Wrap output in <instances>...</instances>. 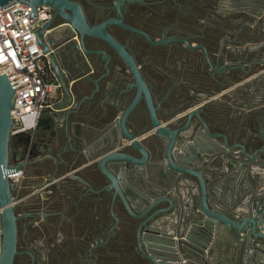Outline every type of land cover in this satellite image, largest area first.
Wrapping results in <instances>:
<instances>
[{"label":"water","instance_id":"obj_1","mask_svg":"<svg viewBox=\"0 0 264 264\" xmlns=\"http://www.w3.org/2000/svg\"><path fill=\"white\" fill-rule=\"evenodd\" d=\"M12 1L31 6L34 16H37L36 1L71 7L75 12L73 15L58 10L74 30L103 38L118 59L120 70L127 72L131 78L121 91L124 96L132 94L128 103L113 105L109 118V122L118 128L124 142L117 141L112 147L88 156L91 162L89 166L95 165L105 179L102 189L111 193L110 212L114 219L111 230L120 223L114 212L115 202L120 201L128 215L124 221L125 228L134 229L136 249L150 264H200V255L207 257L202 264H210L213 255H207L206 252L209 249L216 251L226 237L233 242V246L250 254L253 264H264V201L253 203L245 211H238L234 215L219 211L209 204L210 193L203 173L204 162L222 150L239 148L242 155L251 158L245 146L240 142L229 144L224 133L212 131L201 118L197 105L187 114L183 124L172 128L161 123L146 78L125 47L105 31L107 22L90 27L77 7L62 0H0V7ZM38 40L48 52L64 95L55 108L65 109V118L68 119L81 109L87 92L98 90L99 79L84 72L80 62L74 58V51L82 57L89 54L83 44L63 49L69 62L74 60L76 64L66 65L60 54L62 47L51 51L49 44L42 42L39 37ZM99 55L104 70L101 76H108L111 59L105 52L101 51ZM14 91L6 74L0 73V264H14L15 257L21 253L18 250V221L30 214L17 211L13 201L16 185L10 183L8 178V173L32 163L30 156L35 145L29 133L10 134L14 123L11 115ZM141 101L145 103L150 117V128L141 130L144 134L142 139L129 128L131 116ZM72 104L75 107H70ZM106 115L107 111L103 110L101 118L105 119ZM188 130L193 131L189 133ZM147 141L151 143L150 148L146 145ZM151 149L162 150L166 170L164 183L169 184V189L146 190L134 181L154 160ZM192 185L197 188L194 195L188 192ZM161 203L166 205L160 208Z\"/></svg>","mask_w":264,"mask_h":264},{"label":"flooded vegetation","instance_id":"obj_2","mask_svg":"<svg viewBox=\"0 0 264 264\" xmlns=\"http://www.w3.org/2000/svg\"><path fill=\"white\" fill-rule=\"evenodd\" d=\"M62 1L77 7L90 27L107 22L105 31L125 47L146 78L154 95L158 120L172 128L183 124L196 105L209 127L212 119L222 120L224 100L221 98H226V90L231 87L237 90L243 79L264 67V43L259 41L258 32V14L264 9V0ZM34 5L35 9L40 7L45 12L37 37L49 44L51 51L62 47L60 54L64 63H68L69 57L64 56L63 49L83 44L89 53L85 67L80 63L84 72L99 67L101 51L111 59L109 68L112 69L115 54L110 45L97 35L74 30L58 10L73 15L71 7L38 1ZM74 54L79 55L76 51ZM106 111L105 120H109L112 109ZM130 120L141 128H150L143 101ZM81 161L82 156L78 155L74 165ZM25 212L28 211L22 209L19 213ZM21 225L27 234L34 231L28 216L18 221L19 229ZM127 242L123 234L113 231L94 238L69 239L55 232L47 236L45 247L37 246L38 250L24 242L14 264L19 258H23L24 264L48 259L49 264H131L133 257ZM19 243L20 239L18 246Z\"/></svg>","mask_w":264,"mask_h":264},{"label":"crops","instance_id":"obj_3","mask_svg":"<svg viewBox=\"0 0 264 264\" xmlns=\"http://www.w3.org/2000/svg\"><path fill=\"white\" fill-rule=\"evenodd\" d=\"M258 21L259 41L264 43V9L258 14ZM74 58L84 67L88 61L80 55ZM113 61L108 76H101L104 73L101 61L97 69L87 72L99 79V88L93 93L87 92L78 113L66 119L65 109H47L29 133L35 144L30 156L32 163L24 167L26 185L13 191V201L19 207L18 212L25 209L30 213L28 221H33L34 237L31 238V233L27 234L21 225L19 239L21 245L26 242L30 248L38 250L37 246L45 247L47 236L55 232L69 239L94 238L113 231L127 238L133 257L131 264H150L136 249L134 229L125 228L128 215L120 201L114 204L120 223L111 230L114 223L110 212L111 193L102 189L105 179L95 165L89 166L91 162L88 161L89 155L108 149L117 141L124 142L118 128L101 118L103 110L112 109L117 103L118 106L125 105L130 99L129 95H121V91L131 78L120 70L116 57ZM68 64L76 65L74 60L71 63L68 60ZM237 87V90L233 87L226 90L228 98L224 101L223 119H212L210 127L212 131L224 133L229 144L242 143L252 157H245L239 148H235L213 154L203 164L209 204L228 215L264 201V149L258 150L264 148V67L243 79ZM129 126L138 138H143L140 125L131 121ZM146 145L150 148L151 143L147 141ZM151 154L154 160L134 181L146 190L169 189V184L164 183L166 170L162 150L151 149ZM78 155L82 156V161L74 165ZM188 192L196 194V186H190ZM165 205L161 203L159 207ZM228 238L216 251L209 249L206 252L213 255L210 264H253L250 254L233 246ZM69 245L67 241L66 246ZM46 255L43 249V257ZM200 257L202 264L207 257ZM48 260L38 263L49 264Z\"/></svg>","mask_w":264,"mask_h":264},{"label":"built area","instance_id":"obj_4","mask_svg":"<svg viewBox=\"0 0 264 264\" xmlns=\"http://www.w3.org/2000/svg\"><path fill=\"white\" fill-rule=\"evenodd\" d=\"M36 10L34 16L31 6L18 1L0 7V73L6 74L15 88L11 135L30 133L42 112L54 109L63 96L48 52L37 37L45 12L40 7ZM23 177L24 167L8 173L10 183L16 188Z\"/></svg>","mask_w":264,"mask_h":264},{"label":"rangeland","instance_id":"obj_5","mask_svg":"<svg viewBox=\"0 0 264 264\" xmlns=\"http://www.w3.org/2000/svg\"><path fill=\"white\" fill-rule=\"evenodd\" d=\"M247 35H248V34L245 35V38L247 37ZM227 98H228V97L226 96V98H221V99L224 100V101H226ZM25 176H26V175H25V173H24V177L22 178V181H21V185H23V186L26 185V183H25ZM21 185H20V186H21ZM18 209H19V207H17V210H18ZM19 233H20V231H19ZM30 236H31V238L34 237V235H33L32 233L30 234ZM19 246H20V247H19ZM19 246H18V250L22 248L21 243L19 244ZM23 262H24V261H23V258H19V259L16 261L15 264H24ZM26 264H27V263H26ZM36 264H42V263H36Z\"/></svg>","mask_w":264,"mask_h":264},{"label":"bare ground","instance_id":"obj_6","mask_svg":"<svg viewBox=\"0 0 264 264\" xmlns=\"http://www.w3.org/2000/svg\"><path fill=\"white\" fill-rule=\"evenodd\" d=\"M0 228H1V222H0Z\"/></svg>","mask_w":264,"mask_h":264}]
</instances>
